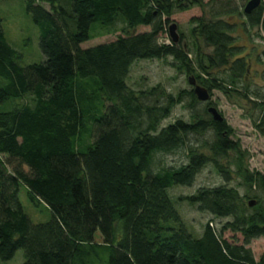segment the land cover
<instances>
[{"label": "trees", "instance_id": "obj_1", "mask_svg": "<svg viewBox=\"0 0 264 264\" xmlns=\"http://www.w3.org/2000/svg\"><path fill=\"white\" fill-rule=\"evenodd\" d=\"M212 1L208 18L191 19L192 43L185 46L168 36L170 17L204 7V0H26L45 57L27 65L0 17L1 261L23 249L22 264H264L222 236L232 230L249 242L264 235V205L249 213L243 195L229 185L235 173L249 191L264 188V174L249 168L250 154L231 138L225 119L216 121L210 106L196 109L204 101L190 83L194 77L211 95L219 89L250 99L239 87L252 61L235 31L252 34L264 27V0L250 14L241 9L247 3ZM235 13L242 22L226 18ZM93 24L95 36L122 33L84 48L95 38ZM139 26L150 30L137 32ZM155 59L185 74L191 88L173 93L162 84L131 87L134 65ZM257 60L264 63V50ZM186 97L190 120L163 126ZM255 98L250 101L264 113V95ZM256 125L262 130L264 119ZM184 148L186 162L155 167L157 153ZM209 163L226 183L181 199L227 221L220 234L209 221L201 235H193L169 190L192 186ZM22 187L34 205L51 212L47 221H32L20 200Z\"/></svg>", "mask_w": 264, "mask_h": 264}, {"label": "rangeland", "instance_id": "obj_2", "mask_svg": "<svg viewBox=\"0 0 264 264\" xmlns=\"http://www.w3.org/2000/svg\"><path fill=\"white\" fill-rule=\"evenodd\" d=\"M220 1V0H219ZM233 6H244L248 0H232ZM206 5L204 7L195 6L183 12H176L170 17V23L167 25L168 36L171 38L170 26L177 24L176 33L179 40L175 42L186 46H191V19L195 16L208 18V13L212 7V0H204ZM48 5V4H47ZM242 12L244 7L241 8ZM244 13V12H243ZM0 17L2 18V25L9 43L22 54L21 63L24 65L41 62L45 59L39 46L40 31L38 26L34 23L32 17L27 11L26 0H0ZM230 21L242 22L243 15L237 13L233 16H226ZM150 30V27L139 26L136 31L144 32ZM97 26L95 24L91 27V34L96 35ZM239 35V43L246 46L245 53L249 54L252 66L248 80L239 88L242 92H250V99H256L255 93L264 95V63L257 60L259 52L264 50V27L255 28L252 34L243 31L239 27L236 31ZM120 30L115 34H108L105 36H95L82 44V47L88 48L100 43L115 40ZM184 35V37H182ZM167 39V38H165ZM161 40H164L161 39ZM168 40L166 42H170ZM173 41V39H172ZM174 42V41H173ZM189 43V45H188ZM204 51L210 52V49L202 43ZM193 54V53H192ZM217 75L224 77V71L214 70ZM129 85L135 89H145L152 86L162 84L169 92L177 93L182 89H190L188 77L185 74L178 73L169 64L162 60H147L137 62L130 74ZM232 91V96L228 97L223 91L215 89L208 102H202L197 105L196 109L203 112L204 107L214 106L223 115L228 125L233 129L231 138L239 140L242 149L247 151V158L249 159V168L253 171H258L264 174V125L262 130L257 127V123H261L264 119V113L250 101ZM29 99H24L26 102ZM262 100V99H259ZM185 105H177L171 116L163 121V126L179 118L187 121L190 120L191 111L187 108L188 98H185ZM211 138V136L199 137L200 140ZM196 145V142H193ZM190 144V143H189ZM188 144V145H189ZM232 159L234 154L230 153ZM187 148L178 149L173 152H159L155 156V167L163 166H179L187 161ZM246 158V159H247ZM224 164L228 163V159L223 160ZM232 169L235 165L232 162ZM26 171L28 168L25 167ZM225 178L217 171L216 167L209 163L206 165L196 177L192 186L175 185L169 190L172 201L176 209L179 211L188 229L194 233L193 235H201L206 224L213 221L216 231L220 234L221 228L227 221L225 218H215L208 212H201L197 205L192 204L188 200H182L181 196L192 195L200 188L215 187L225 184ZM230 187H236L243 195L247 211L249 213L256 212L255 207L258 203L264 205V188L253 187L252 191L244 185L242 179L234 173L232 179L229 181ZM20 200L23 203L27 213L34 223L45 222L50 218V211L43 204L34 205L30 200L27 190L22 187L20 190ZM255 200L256 203L252 206L249 201ZM224 239H227L234 245H244L253 254L256 262H261L264 257V235L250 239L246 242L244 235L240 232L226 230L222 233ZM96 241L102 242L103 238L98 236ZM24 250L20 249L16 255L7 261H1L0 264H22L24 262Z\"/></svg>", "mask_w": 264, "mask_h": 264}, {"label": "water", "instance_id": "obj_3", "mask_svg": "<svg viewBox=\"0 0 264 264\" xmlns=\"http://www.w3.org/2000/svg\"><path fill=\"white\" fill-rule=\"evenodd\" d=\"M261 3H262V0H249L244 7V12L246 14L252 13L253 10H255L257 7H259L261 5ZM177 27L178 26L175 23H173L170 26V32H171L170 34H171V38L173 39L174 42H178V40H179L178 34L176 33ZM190 83L194 86V91H195L199 100L205 102V101H209L211 99V94H210L209 90L206 87L198 84L196 81V78L191 77ZM208 110L210 113H212L213 118L216 121L224 120L223 115L221 114V112L218 110L217 107L210 106L208 108ZM255 203H256L255 200L249 201L250 206L254 205Z\"/></svg>", "mask_w": 264, "mask_h": 264}, {"label": "flooded vegetation", "instance_id": "obj_4", "mask_svg": "<svg viewBox=\"0 0 264 264\" xmlns=\"http://www.w3.org/2000/svg\"><path fill=\"white\" fill-rule=\"evenodd\" d=\"M263 260H264V257H263Z\"/></svg>", "mask_w": 264, "mask_h": 264}]
</instances>
